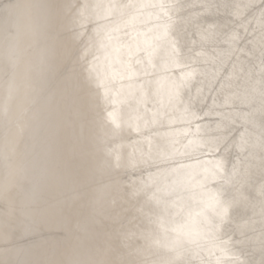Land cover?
<instances>
[{
    "label": "bare ground",
    "instance_id": "1",
    "mask_svg": "<svg viewBox=\"0 0 264 264\" xmlns=\"http://www.w3.org/2000/svg\"><path fill=\"white\" fill-rule=\"evenodd\" d=\"M0 264H264V0H0Z\"/></svg>",
    "mask_w": 264,
    "mask_h": 264
}]
</instances>
